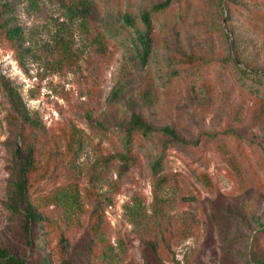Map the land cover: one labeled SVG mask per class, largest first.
Returning a JSON list of instances; mask_svg holds the SVG:
<instances>
[{
	"label": "rangeland",
	"instance_id": "1",
	"mask_svg": "<svg viewBox=\"0 0 264 264\" xmlns=\"http://www.w3.org/2000/svg\"><path fill=\"white\" fill-rule=\"evenodd\" d=\"M163 1L0 0V247L11 256L264 261V80L244 75H264V0H176L154 18L143 66L140 16ZM16 28L11 43L2 33ZM9 90L37 127L16 114ZM133 117L179 140L146 137ZM29 150V198L43 217L30 240L8 208Z\"/></svg>",
	"mask_w": 264,
	"mask_h": 264
},
{
	"label": "trees",
	"instance_id": "2",
	"mask_svg": "<svg viewBox=\"0 0 264 264\" xmlns=\"http://www.w3.org/2000/svg\"><path fill=\"white\" fill-rule=\"evenodd\" d=\"M176 0H164L162 3L153 6L150 11H145L140 16V21L143 28L137 30L135 36V43L139 47V58L143 66L147 65L149 58L153 53L154 47V18L167 11ZM92 10V5L87 2L83 3L80 11L83 12V15L88 14ZM124 23L126 26L134 27L135 19L126 15L124 17ZM11 43H19L21 41L20 30L10 29L7 33H2ZM246 77L251 78L252 82L261 83V80H264V75H250L244 73ZM8 96L12 108L25 122H29L34 127H37V122L30 120L29 114L27 113L19 95L17 93L8 91ZM132 126L136 130H139L144 136L150 137L157 132H162L167 136L171 137L173 140L178 141V137L171 131L169 128H165L162 131L145 124L140 118L133 117ZM120 162H126L128 160L127 154H119L113 157ZM20 162L17 164V173L15 181L12 185V190L9 194L8 208L15 215H21L22 220V229L26 237L30 240V233L33 226L39 225L43 221V217L39 215L29 198V182H30V173L33 168V152L29 150L28 155L25 158H19ZM162 167V157L158 159L155 163L153 170L158 173ZM264 229V226H263ZM30 243V241H28ZM259 264H264V261H258ZM0 264H26L23 260H19L14 256H11L7 249L0 247Z\"/></svg>",
	"mask_w": 264,
	"mask_h": 264
}]
</instances>
